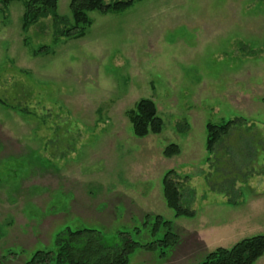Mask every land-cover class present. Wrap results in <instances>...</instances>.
Segmentation results:
<instances>
[{"label": "rangeland", "instance_id": "1", "mask_svg": "<svg viewBox=\"0 0 264 264\" xmlns=\"http://www.w3.org/2000/svg\"><path fill=\"white\" fill-rule=\"evenodd\" d=\"M69 2L26 30L22 2L0 6V264L53 250L66 229L162 240L146 215L178 243L137 247L129 264H197L264 235V0H138L89 13L79 39L58 36ZM142 99L163 128L138 139L127 112ZM241 120L206 150L207 124ZM169 171L194 193L192 218L165 205Z\"/></svg>", "mask_w": 264, "mask_h": 264}, {"label": "trees", "instance_id": "2", "mask_svg": "<svg viewBox=\"0 0 264 264\" xmlns=\"http://www.w3.org/2000/svg\"><path fill=\"white\" fill-rule=\"evenodd\" d=\"M138 0H114L108 4L104 0H70L68 8L73 21L70 28H65L58 36L79 39L84 36L85 29L90 26L88 14L99 12L102 14L118 13L130 8ZM13 2H22V28L28 29L40 19L52 17L57 21L56 8L58 0H0L2 8ZM264 107V99H262ZM135 138L142 139L148 135H159L162 132L163 122L157 114L154 103L147 99L138 101L134 108L127 112ZM241 121H229L221 125H206V150L212 154L214 147L228 136L232 127L242 125ZM179 155L177 145L171 144L163 151L165 158ZM175 173L169 171L162 179V197L167 208L174 212L176 218H192L194 212L189 205L194 193L190 190L185 193L180 183L175 180ZM224 194H227L224 192ZM153 222L152 234L163 232L162 240L140 245L132 241L127 234H120L122 242L109 245L105 242L102 233L94 229H66L54 241L53 250L35 252L24 264H129V256L137 249L151 250L155 243L163 247L173 248L178 238L172 223L164 221L160 216L146 215L143 226ZM138 231V229H135ZM264 255V235L246 238L229 249L217 248L207 253L197 264H254Z\"/></svg>", "mask_w": 264, "mask_h": 264}]
</instances>
